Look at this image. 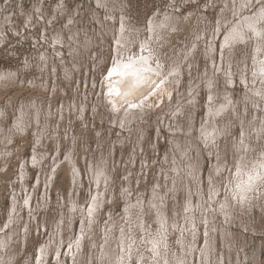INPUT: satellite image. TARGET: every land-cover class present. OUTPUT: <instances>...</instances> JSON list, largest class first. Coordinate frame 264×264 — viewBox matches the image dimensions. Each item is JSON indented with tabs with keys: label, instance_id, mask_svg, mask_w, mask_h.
<instances>
[{
	"label": "bare ground",
	"instance_id": "6f19581e",
	"mask_svg": "<svg viewBox=\"0 0 264 264\" xmlns=\"http://www.w3.org/2000/svg\"><path fill=\"white\" fill-rule=\"evenodd\" d=\"M93 1L102 13L105 10H113V5L108 7L107 0ZM187 1L193 2V0ZM205 1V8L199 10V13L192 11L185 16L183 12L179 14L176 9L165 15L161 22L157 24L151 22L145 33L146 36L143 40L139 39L136 51L131 48L136 43L134 36L138 33L135 32V28L128 27L124 15L117 18L111 11L112 14H108L103 20L96 15L98 13L96 12L95 21L100 27L113 22L115 29L118 30L114 32L113 41L115 53L120 55L115 58L111 70L102 83L103 98L110 116L108 122L113 123L115 133L118 131L116 142L121 147L129 143L134 156H138L139 149L144 150L143 142L149 134L147 130L156 129L157 137H161L164 129L168 134L169 143V151L167 150L164 158L167 165L164 168L159 165L161 167L159 177L155 176L156 184L149 192L138 191L139 196L135 199L129 198L131 189L128 190L130 186L128 179L125 180L128 184L125 182L121 184L119 198L123 204L122 222L126 223L121 226V231H116L115 235L112 236L114 232L110 230L101 241H98L102 235L98 236L99 229H96L97 225L102 226V221L98 220L99 213L105 205H114L113 196L110 194H113L112 188L116 183L110 181L112 179H110L109 161L114 148L106 155L92 160L89 167L91 184L90 192L88 190V202L82 205L79 199L75 200L77 190L74 191L70 196L71 209L66 216L64 215L67 219L70 218L71 223L72 219H78L81 223L79 230L69 225L68 228L72 227V232L71 237H67L68 241L60 235L62 237L60 242L56 236L54 240L53 237L50 238L48 244L41 243V246L35 250L38 260L34 262L32 258V264H45L52 250L51 259L55 258L54 264L68 262L80 264L83 259L84 264L88 262L90 264L93 262L94 264H195L196 261L197 264H226L227 261L228 264H249L248 253L243 249V246L247 247L249 244L248 237H240V233H235L234 230H243L247 236L251 235L253 241L255 240L253 232L258 234L264 230L262 223L264 220V0ZM213 7L217 9L218 19L208 31V36L204 33L203 41V54L209 65L197 78L191 73L196 67L190 68L189 96L184 93L181 95L184 97L182 99L179 88L175 89L177 93L175 99L174 88L175 85L177 87L180 84L181 73L187 70L188 66L193 65L196 59L193 63L191 59L185 60L184 56L180 59H171L170 55L163 58L162 48L167 46L175 35L182 33L183 24H189L191 19L194 21L200 20L202 16L206 17L207 15H203L202 12L207 13ZM56 9L60 12V3L56 5ZM38 10L42 9L38 8ZM76 12H79L78 7ZM8 20L9 16L0 26V34ZM73 20V16H69L67 22ZM62 28V26L58 28L56 38L53 40L54 44H57L59 38L64 37L61 35ZM197 37L201 36L198 34ZM74 42L75 44L70 46L73 55L81 48L86 49L92 40H87V44L85 42L82 46L78 41ZM191 47L201 50L203 46H199V41L193 40ZM129 64L133 65L131 69L125 67ZM40 68L42 69L43 65H40ZM129 71L139 73L141 80L136 82L134 77L126 74ZM234 86L239 88L243 86L241 90L245 91L244 95L239 93L235 99L232 94ZM201 87H204L208 94L204 100L206 109L203 108L204 114L196 118L197 110H201V105H195L192 99H195V93ZM130 104L135 107H130ZM79 109V114H82V109ZM153 116L156 117L157 124L149 120H152ZM16 122L18 123L19 120L17 119ZM238 128H240L239 138L236 135ZM154 144L157 149L159 140L157 139L155 143L152 141V152L155 151ZM42 156L44 157V154ZM42 156L35 154L34 158L41 162ZM204 156L211 164L206 182L208 190L206 197L208 196L213 204L217 203L221 206L219 215L222 217L215 212L214 206L206 201L205 196L202 197L199 193L205 185L204 183L201 185L198 178ZM73 158L70 152L66 154L65 159L69 163V169L66 171L75 185L80 179V170ZM61 160L62 156L55 159L51 168L61 163ZM57 170L55 169V172ZM52 171L51 173L54 174L55 172ZM24 173L25 170H22L23 177ZM128 173L130 172L125 170L124 174ZM111 177L114 178V174ZM47 178L48 175L45 180ZM163 181L165 186L161 184ZM73 184L70 185V189H73ZM76 186L78 187V184ZM117 191H120L119 187ZM220 194L224 197L220 198ZM46 197L47 191L44 193V200ZM25 198V206L28 207L31 199L29 192L26 193ZM11 203L13 204L9 216L14 218L18 211L16 204ZM71 214L72 218L69 216ZM147 217L152 218L155 229H149L148 222L146 223ZM108 218L107 226L112 227L115 218H112L110 212ZM10 223L9 220L7 227ZM14 227L9 229V234L2 232L3 229L1 231L0 264H11L13 256L18 253L13 246L15 234L19 232L20 235L21 232ZM235 227L237 228L234 229ZM91 233L97 234V237L95 238L94 235L89 238L93 235ZM135 234H141V237H135ZM88 238L91 241L88 245L91 251H85L84 244ZM217 240L222 243L220 247ZM203 242L202 249L198 251L197 248ZM140 244H146L147 250L138 251ZM174 244H177V247H174ZM66 247L68 249L64 253ZM259 257L257 249L250 263L264 264ZM23 264H27V261Z\"/></svg>",
	"mask_w": 264,
	"mask_h": 264
},
{
	"label": "rangeland",
	"instance_id": "374dc122",
	"mask_svg": "<svg viewBox=\"0 0 264 264\" xmlns=\"http://www.w3.org/2000/svg\"><path fill=\"white\" fill-rule=\"evenodd\" d=\"M205 2V0H193V2L187 0H107L108 7L113 5V10H105L102 13L93 0H0V26L5 23L9 16L8 23L0 34V235L2 232L9 234V229L14 225V229H20L21 232L20 235L19 232L15 234L13 247L18 253L13 256L11 264H23L25 261H27V264H32L33 260L34 262L38 260L35 250L41 246V243L42 245L45 242L48 244L49 239L53 237L52 240H54L56 236H58L57 240L60 242L62 239L60 235H63L68 241V238L71 237L72 227H77L79 230L81 223L78 222V219H72L73 222L71 223L70 218L67 219L64 215L66 216L68 210L71 209L69 207L71 204L70 196L74 191L77 190L75 200L79 199L82 205H85L86 201L88 202L91 184L89 167L92 160L106 155L108 151H112L114 148L109 160L110 179H112L110 181H113V184L116 183L112 188L113 194H110V196H113L114 205H105L99 213L98 220L102 221V226L97 225L96 229H99L98 236L102 235L98 241H101L110 230L114 232L112 236L115 235L116 231H121V226L126 223L125 221L122 222L123 204H121L122 200L119 198L122 190L121 184L128 179L130 185L128 190L131 189L129 198L135 199L142 190L146 192L151 190V187L156 184L155 176L159 177L160 167L163 166L164 168L167 165L164 158L167 150L169 151V143L168 134L164 129H161L163 133L161 137H157L156 129L150 130L151 128H149L147 130L149 134L146 135L143 142L144 150L140 148L138 156H134L129 143L121 147L116 142L118 131L115 133L113 123L108 122L110 116L103 98L102 83L108 71L111 70L115 58L120 55V53H115L113 41L114 32L118 30L115 29L113 22L100 27L95 21L96 15L99 18L102 17L103 20L105 16L112 14V12L117 18L124 15L128 27L135 28V32L138 33L134 36L136 43L131 48L136 51L137 46H139V39L143 40L146 36L145 33L151 22L153 24L161 22L165 15L176 9L179 14L183 12L185 16L192 11L193 13H199V10L205 8ZM58 3H60V12L56 9ZM209 6H211V2H209ZM77 7L79 12H76ZM216 7H213L207 13L202 12L203 15H207L206 17L202 16L200 20L195 19L194 21L191 19L189 24H183L182 33L178 36L175 35L174 39L162 48L163 58L170 55L169 58L171 59H180L181 56H184L185 60L191 59L193 63L196 59L193 65L188 66L187 70L181 73L180 86L177 85L176 87L175 85L174 90L181 89L180 96L184 93L189 96L191 90L189 86L190 68L196 67V70L191 73H194V77L197 78L209 65L203 54V41L204 33L208 36V31L217 22L218 12ZM38 8L43 11L38 10ZM96 12L98 13L96 14ZM69 16H73L74 20L67 22ZM116 17L114 16L115 19ZM61 26L63 27L61 35H64V37L59 38L57 44H54L53 40L56 38L57 30ZM198 34L201 36L200 38L197 37ZM87 40H92V43L90 42L91 44L87 45L86 49L81 48L77 54L73 55L70 46L73 43L75 44L74 41H78L82 46L85 45ZM193 40L199 41V46H203L201 50L191 47ZM40 65H43L42 69ZM241 89H243V86L240 88L234 86L232 94L235 99H237L239 93L244 95L245 91ZM176 90L174 91L175 99ZM207 96V90L204 87H201L195 93V99H192V102L195 105H201V110H197L196 118L204 114L203 108L206 109L204 100ZM79 108L82 109V114H79ZM17 119L20 123L16 122ZM149 120L157 124L156 117L153 116L152 120ZM152 123L149 122L151 125ZM160 124L162 125V122ZM39 133L40 137H38ZM35 135L37 136L35 137ZM236 135L238 138L240 137V128H238ZM157 139L159 144L157 149L154 144L155 151L152 152V141L155 143ZM113 145L116 146L113 147ZM69 152L74 156L73 159L80 170L78 187L77 184L74 185L71 182L66 171L69 169V163L65 158ZM35 154H41V156L44 154L43 159L40 160L41 162L34 158ZM61 156V163H57V166L51 168L53 161ZM210 167L209 159L204 156L198 178L201 185L205 184L199 193L202 194V197L205 196L207 202H210L208 196L206 197L208 192L206 182ZM53 169L54 171H52ZM55 169L58 170L55 172ZM139 169H143L142 172ZM22 170H25L24 177L21 175ZM125 170L130 173L125 175ZM51 171L55 173L52 174ZM113 174L116 181L111 177ZM47 175L48 178L45 180ZM72 184L73 189H70ZM161 184L165 186V181ZM118 187L120 191H117ZM46 191L47 197L44 200L43 196ZM27 192L31 196L28 207L25 206ZM223 197L220 194V198ZM11 202H14V205L16 204L18 211L14 218L9 216V214L11 215L10 207L13 204ZM210 203L219 215L221 206L217 203ZM195 204H197V201ZM109 212L112 218H115L112 227L107 226ZM257 213L260 215V212L257 211ZM69 216L72 218V214ZM149 217L146 218V223L148 222L149 229H155L156 226L152 218ZM221 217L219 218L222 221ZM9 220L11 223L7 227ZM262 223L264 227V220H262ZM69 225H72V227L68 228ZM61 230L62 232H60ZM105 230L107 231L105 232ZM234 232L240 233V237H248V246H243V249H246L245 251L248 253L247 263L253 264L250 261L257 249L260 255L259 259L264 263V230L258 232V234L253 232L252 235H255L254 241L250 238L251 235L247 236V233L243 230L236 229ZM91 234L93 235L89 238L95 235L94 233ZM140 235L135 234V237ZM89 238L84 244L85 251L89 250L88 245L91 244ZM217 243L219 247L222 244L219 240H217ZM52 244H54L53 241ZM102 244L104 245V243ZM102 244L101 246H103ZM203 244L204 242L199 245L198 251L202 249ZM174 247H177V244H174ZM52 249L54 248L52 247ZM66 249L68 247L65 248L64 253H66ZM140 250L143 252L147 250L146 244H140L138 251ZM52 254L53 250L45 264H54L55 258L51 259ZM26 256H29V258H26ZM233 260H235L234 257ZM82 263H85L84 259L81 260L80 264ZM228 263L229 261L226 264ZM67 264L71 263L68 262ZM195 264H197V261Z\"/></svg>",
	"mask_w": 264,
	"mask_h": 264
},
{
	"label": "snow or ice",
	"instance_id": "6c2138e0",
	"mask_svg": "<svg viewBox=\"0 0 264 264\" xmlns=\"http://www.w3.org/2000/svg\"><path fill=\"white\" fill-rule=\"evenodd\" d=\"M125 67L128 68V69H131L133 67V65L129 64V65H126ZM126 74L134 77L136 82H139L141 80V77H140L139 73H137V72L129 71ZM129 106L130 107H135V105H131V104Z\"/></svg>",
	"mask_w": 264,
	"mask_h": 264
}]
</instances>
